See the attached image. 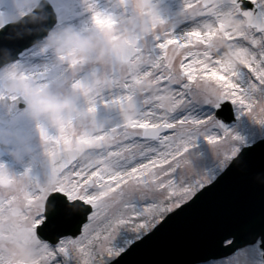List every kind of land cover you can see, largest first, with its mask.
Segmentation results:
<instances>
[{
	"label": "snow or ice",
	"instance_id": "1",
	"mask_svg": "<svg viewBox=\"0 0 264 264\" xmlns=\"http://www.w3.org/2000/svg\"><path fill=\"white\" fill-rule=\"evenodd\" d=\"M119 3L128 8V0ZM251 4L183 0L191 23L182 32L154 23L150 36L127 39L110 70L71 80L89 113L103 103L116 115L94 117L92 127L79 131L72 122L54 131L38 126L48 157L39 173L31 167L14 173L0 163V264H26L6 257L7 241L37 252V264H126L224 175L251 167L258 149L264 163V0ZM88 9L93 26L115 30L116 16L93 3ZM19 72L35 91L49 87L44 73ZM242 117L253 126H243ZM201 141L210 157L199 151ZM194 158H202L199 166ZM218 228V250L203 264H264V206L245 231L238 224Z\"/></svg>",
	"mask_w": 264,
	"mask_h": 264
},
{
	"label": "clouds",
	"instance_id": "2",
	"mask_svg": "<svg viewBox=\"0 0 264 264\" xmlns=\"http://www.w3.org/2000/svg\"><path fill=\"white\" fill-rule=\"evenodd\" d=\"M127 7L129 11L126 14L116 17L117 24L112 32L95 26L91 30L81 32L68 26L49 34L45 47L63 64L66 69V82L35 91L30 80L20 78L19 71L15 78L11 76L10 71L0 76V86L9 95L23 94L27 90V115L35 125L55 129L61 122H72L79 131L92 127L94 117L96 120L107 121L109 118L98 119L97 113H89L86 110L87 102L70 87L71 80L83 79L95 69H100L101 72L110 70L118 63V57L124 53L127 39H143L150 36L154 23L163 30L178 26L188 19L187 15L180 11L171 20L160 24L158 17L161 14L157 0H128ZM217 47L225 51L228 49L227 43L223 41H218ZM61 57L65 59L62 60ZM73 57L79 58L82 63L70 67L68 61ZM124 116L122 112L117 113V118L123 119ZM35 131L38 133L36 142L39 148L31 147V135L19 134L11 127L0 128V147L5 148L8 155L18 164H24L27 159L32 165H39L43 169L47 167L48 157L36 127ZM5 247L6 257L13 261L24 260L26 264H37L40 259L37 252L15 241H7Z\"/></svg>",
	"mask_w": 264,
	"mask_h": 264
},
{
	"label": "rangeland",
	"instance_id": "3",
	"mask_svg": "<svg viewBox=\"0 0 264 264\" xmlns=\"http://www.w3.org/2000/svg\"><path fill=\"white\" fill-rule=\"evenodd\" d=\"M39 0H0V27L5 23L15 21L23 14L30 11ZM52 5L54 12L57 16L56 25L49 32L58 31L64 27L70 26L68 23L72 22V16H85L84 20L78 22L75 25L76 30L85 32L91 30L93 27L92 15L93 12L89 11L88 4H95V10L105 13L112 14L114 16H119L121 14H126L129 11V8H125L120 5L119 0H47ZM251 1V0H249ZM158 10L161 16L165 19H172L176 13L180 12L183 8V0H173L168 3H162L161 0H157ZM180 25V24H179ZM178 25V26H179ZM177 26V27H178ZM48 34V36H49ZM48 36L39 44L32 47L25 54V58L21 59L15 63L4 66L0 69V76L4 73L17 70L21 72H26L30 74L33 71H42L44 73V82L48 83L50 87H55L62 83L66 82V69L62 63H59L57 57L54 53L45 47V41ZM171 47V46H170ZM3 95V94H2ZM116 112L114 109L106 108L103 103L98 104L97 117L98 119H104L109 117H114ZM25 119L23 120V117ZM31 120L27 115V110L24 111L20 116L15 117L10 125L6 127H11L14 131L22 135H31L33 138V143L31 147L39 148L37 141L38 133L35 131V127L39 130L38 126L35 125L31 120L29 123L27 121ZM22 124V127L19 126ZM25 124V126L23 125ZM241 124L243 126L251 127L252 122L247 119V117L241 118ZM4 128V127H3ZM54 131V129H50ZM40 136V133H39ZM199 151L204 153V157L211 156L210 147L204 142H200ZM202 162V158H194L193 163L196 166H199ZM0 163H3L0 161ZM24 167L33 168L34 166L28 162L26 159ZM20 168L23 166L20 164ZM14 172V169H9Z\"/></svg>",
	"mask_w": 264,
	"mask_h": 264
},
{
	"label": "water",
	"instance_id": "4",
	"mask_svg": "<svg viewBox=\"0 0 264 264\" xmlns=\"http://www.w3.org/2000/svg\"><path fill=\"white\" fill-rule=\"evenodd\" d=\"M167 1V0H165ZM249 8H253L252 5H250L248 2H246ZM35 17V19H34ZM31 23L36 24L37 23V31L34 33L33 39H31L29 42H36L38 41L44 34L47 32L48 29H50L54 23V14L50 8V6L42 2V5H40L36 10L32 11L31 13L27 14L24 18H22L20 21H18L15 24H10L0 30V53L4 52L9 45H5L1 43V37L6 35L8 31L15 27V26H21L24 24H28V29L30 27H33ZM25 47V46H24ZM22 46L19 44L18 47H13V50L19 51L21 50ZM7 56H3L0 59V65L3 64L4 62L8 61ZM22 104V101H14V102H9L7 98L2 100L1 105L5 107L4 111H7L6 114L0 113V119L3 120V122H7L10 115L12 113L17 112L20 110ZM3 149V147H1ZM71 234V233H69Z\"/></svg>",
	"mask_w": 264,
	"mask_h": 264
},
{
	"label": "bare ground",
	"instance_id": "5",
	"mask_svg": "<svg viewBox=\"0 0 264 264\" xmlns=\"http://www.w3.org/2000/svg\"><path fill=\"white\" fill-rule=\"evenodd\" d=\"M72 22L68 23L71 27H75L76 24H78L79 21L84 20L85 16H72ZM191 22L189 21H185L183 23H181L177 28L176 31L177 33L182 32Z\"/></svg>",
	"mask_w": 264,
	"mask_h": 264
}]
</instances>
